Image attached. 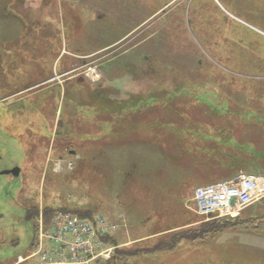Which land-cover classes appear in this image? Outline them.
Wrapping results in <instances>:
<instances>
[{"label":"rangeland","instance_id":"obj_1","mask_svg":"<svg viewBox=\"0 0 264 264\" xmlns=\"http://www.w3.org/2000/svg\"><path fill=\"white\" fill-rule=\"evenodd\" d=\"M251 1L246 8L248 0H0L3 264L27 253L36 237L24 204L39 207L46 229V208H91L93 218L115 226L108 235L118 249L140 254L172 233L231 228L195 210L196 188L211 184L208 170L189 169L196 177L186 175V185L171 164L149 168L147 178L128 177L135 161L116 150L115 138L126 121L124 150L147 139L166 157L182 155L183 165L195 154L180 146L243 154L245 171L264 177V22L256 14L264 0ZM115 93H147L141 97L152 95L154 104L117 116L108 102ZM216 156L196 159L212 164ZM15 167L19 177L2 174ZM109 182L110 191L99 190ZM254 217L264 220V198L238 219ZM193 244L160 254L163 264H194L179 263L181 248Z\"/></svg>","mask_w":264,"mask_h":264},{"label":"built area","instance_id":"obj_2","mask_svg":"<svg viewBox=\"0 0 264 264\" xmlns=\"http://www.w3.org/2000/svg\"><path fill=\"white\" fill-rule=\"evenodd\" d=\"M263 198L264 177L241 174L231 181L198 186L193 204L207 219L238 218ZM37 227L34 250L18 255L14 264H99L111 260L118 249L108 235L115 226L102 217L89 220L60 211L47 229L43 216Z\"/></svg>","mask_w":264,"mask_h":264},{"label":"trees","instance_id":"obj_3","mask_svg":"<svg viewBox=\"0 0 264 264\" xmlns=\"http://www.w3.org/2000/svg\"><path fill=\"white\" fill-rule=\"evenodd\" d=\"M250 2H252V1L248 0V2H246L245 4L242 3V5H245V7L247 6L246 8H248L250 6ZM221 3L223 4L222 1H221ZM259 10L262 11V14L260 12H256V14L257 15H261L262 16V20L264 22V10H261L260 8H259ZM257 28H260V27L257 26ZM260 29H262V28H260ZM146 94L147 93H139V94H136L135 96L134 95L126 96L123 93H115L114 98L112 99L113 102H112V100H108V102L110 104H112V105H109V106H114V109H112V110H114V113L117 116L118 115L122 116L124 113L130 112V111H131L130 113H132L135 108H144V106H146V107L148 106L149 107L150 105H152V103L154 104V101L151 100V98H154L152 95H150L147 99H143L141 97V96H145ZM136 97H138V98H136ZM71 101H72V103H74L75 102V97L73 99H71ZM106 110H108V109L106 108ZM120 125L122 126L121 130H124V131L123 132L120 131L119 135L116 134V136H118V137H116L115 139H118V140H116L117 145L119 143V144H121L122 147L116 148V150L120 149V150L126 151L125 160H127L128 157H130L129 160L135 161V163H131V165L129 166V169H130V171H132V173L131 174L127 173V175L129 174L128 177H132V176L133 177H139V176L144 175V177L147 178L148 176H150L149 168L155 167L156 169H158L157 172H161L162 171V167L160 169V166H164L165 171H166L167 170V165L171 164L172 168H175L177 170V172H178V173H175L173 171L174 174H177L176 176L179 179L182 178L180 180L181 183L185 182V185H186L187 184V180H188V179H186L187 178L186 175H189L190 176L189 179H191V180H194L195 179L194 177H196L195 173L191 174V173L188 172V170L191 169L192 167H194L195 165L198 166V164H200L198 167L201 166L203 168V170H208L206 177H208L210 175V173L215 171V169L220 170V169H227L228 168V170H232L233 169L235 171L244 169V171H245V167H244L245 166V162L242 161L244 159L245 155H243V154H242V156L238 157V154L226 153L225 156H224L223 153L220 154L221 152L216 150V152L217 151L219 152V155L216 156V155H210L208 153L204 154L203 152H200L201 150H197L198 147L196 149L193 146L192 147H188L187 146V148H185V147L183 148L182 146H180V147H178L179 151H181V152L186 151V153L188 151L189 153L192 152V154L193 153L195 154L193 156V158L188 157V159H187L188 161L186 162L185 165H183L182 164V159H180V157L182 155L180 156V155L176 154V155H171V157L170 156L166 157V154L161 152L157 147L153 146L154 145L153 141L149 142L147 139L142 144H140V147H138V146L133 147L134 145H130L127 148V150H124L125 149L124 145L126 143V138H128V135L131 132L127 129L126 125H128V123L126 121L122 122ZM152 126L153 125L150 124V126H148V127L150 128ZM134 128L136 129V132H135L136 135L139 134V131H142V128H140L139 125L134 126ZM188 137H190V136H188ZM147 143L152 144L150 146V149H149V147H146ZM133 149H136V152H133ZM155 149L158 150L157 155H155V153H154ZM242 149H245V148H242ZM256 151L259 152L258 150H256ZM160 154H161V156H160ZM198 155L199 156L201 155V156H203L205 158L210 157L212 159L215 158V156H216V157H219V158L218 159H214V160H216L217 162H222V163L212 162V164H209V163L206 162V160L205 161L202 160L203 163H199V161L196 159V156H198ZM251 155L252 156H249V158L256 159V155H254V154H251ZM224 157L226 158L227 161L223 160ZM192 163H195V164L191 166ZM207 166H209V169H207ZM250 167H251V165H250ZM253 167L254 166H252V168ZM248 168L249 167H247V170H246L247 172H249ZM168 169H171V168L169 167ZM195 169H197V168L195 167ZM258 169H260V168H258ZM138 170H139V172H138ZM141 170H142V172H140ZM114 172L120 173V172H122V169L116 168V170ZM204 174H206V173H204ZM192 175L194 176L193 177L194 179L191 177ZM127 181H128V179L123 183V187H126V185H127L126 182ZM129 181H131L132 184H135V182L133 181V178L132 179L129 178ZM210 183H212V182H210ZM102 187H104V190L106 192H108V191H110L112 189V182H109L105 186H103V184L101 183V185H99V190H102L101 189ZM123 187L121 186L122 190H124ZM146 188H148V187H146ZM147 191L148 190H146V192ZM97 197L103 198V197H105V194H100ZM23 207H24L25 212H26V218L28 219V221H31L33 223L34 229L37 228L38 220H39V218L41 216L40 215L41 212H40L39 207L36 206V205H30V206L27 207V204L26 205L24 204ZM60 211H63V212L65 211V212H70V213L76 214L82 219H89V220H94L95 219V218H93V212H95V211L93 209H91V208H83L81 210L80 209H70V208L69 209H64V208H60V209L46 208L45 211L43 212L44 213L43 215H44V218H45L44 220H45L47 226L50 225V219L53 217V215L55 213H57V212H60ZM238 218H223V219H218V220L230 222L231 223L230 227H232V228H236V229L238 228L240 230H249V231H253V232L257 233V234L264 235V223H262V222H264V220L256 221L257 218L254 217V220L248 219V220L243 222V220L241 221ZM35 220H36V224L34 223ZM233 222H235V223L233 224ZM224 224L225 223H223V225ZM223 225L221 224L222 227H224ZM221 226L217 225V226L211 227L210 229L219 230V229L222 228ZM225 227H228V226H225ZM210 229H208V231ZM35 230L37 232V229H35ZM198 236H200V233H199ZM196 238L197 237H191V236H189L188 234H186L184 232H182V233H172L171 236H170V239H163V240L159 241L160 243L157 244L153 249H151V251H147L144 254H140V251H138V250L132 251V250H126V249H122V250L118 249L111 260L105 261V262H102V263H99V264H129L130 261H126V260H128L127 258H133V257H138L139 260L138 261H134L132 264H146V263L147 264H163V262L161 260V257H160V254H163V253L170 254L172 252H175L181 246V242L182 241H184V240H195ZM6 240L8 241V239H6ZM11 240H14V239H11ZM35 241H36V237L32 241V244H31L32 246H31V248H29L27 253H30L32 251V248L35 246ZM116 242H117V240H114V243H116ZM1 243L4 244V242H1ZM15 243L17 245V242H15ZM27 253L25 252L24 254H27ZM17 257H18V255H16V254L13 255V257L10 259L11 260V264H14L16 262ZM141 259H144V260H141ZM3 261H6V260L0 258V264H3L4 263Z\"/></svg>","mask_w":264,"mask_h":264},{"label":"crops","instance_id":"obj_4","mask_svg":"<svg viewBox=\"0 0 264 264\" xmlns=\"http://www.w3.org/2000/svg\"><path fill=\"white\" fill-rule=\"evenodd\" d=\"M241 174L250 173L244 169H215L207 179L212 183L231 181ZM185 246L181 248L179 263L189 259L194 264H264V235L249 230H203L193 245Z\"/></svg>","mask_w":264,"mask_h":264},{"label":"water","instance_id":"obj_5","mask_svg":"<svg viewBox=\"0 0 264 264\" xmlns=\"http://www.w3.org/2000/svg\"><path fill=\"white\" fill-rule=\"evenodd\" d=\"M2 174H5V175L12 174L15 177H18L20 175V168L19 167H15L12 170L3 171Z\"/></svg>","mask_w":264,"mask_h":264},{"label":"flooded vegetation","instance_id":"obj_6","mask_svg":"<svg viewBox=\"0 0 264 264\" xmlns=\"http://www.w3.org/2000/svg\"><path fill=\"white\" fill-rule=\"evenodd\" d=\"M2 100H5V98H3ZM19 168H20V167H19ZM13 169H14V168H13ZM11 170H12V169H11ZM20 174H21V168H20ZM3 175H5V174H3ZM19 176H20V175H19ZM19 176H18V177H19Z\"/></svg>","mask_w":264,"mask_h":264}]
</instances>
